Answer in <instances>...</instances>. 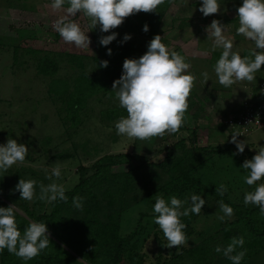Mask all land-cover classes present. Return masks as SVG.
Listing matches in <instances>:
<instances>
[{"label":"rangeland","instance_id":"1","mask_svg":"<svg viewBox=\"0 0 264 264\" xmlns=\"http://www.w3.org/2000/svg\"><path fill=\"white\" fill-rule=\"evenodd\" d=\"M51 3L52 0H0V145H6L11 137L29 149L23 164H14L7 172L0 171V200L7 206L15 205V210L25 217V209L36 215L50 213L52 203L41 201L38 197L40 185L47 186L53 182L47 177L57 163L61 167V178L56 180L53 177V180L62 184L66 192L78 184L82 169H89L85 175L92 174V166L106 155L134 154L149 163L159 164L170 150L182 156V149L175 147L182 141L184 147L192 150L195 155L201 154L199 148L206 147L239 151L231 142L232 134L224 122L257 92L264 67L255 74L256 79L252 82L238 81L229 88L223 87L214 72L222 48H213L214 40L208 39L206 29L213 20H219L227 26L224 34L232 40L233 51H239L242 57L250 56L253 50L258 51L253 41L237 34V9L242 6L243 0H218L220 11L207 17L199 11L202 0H174L157 35L162 37L169 51L180 53L191 65L188 71L196 80L188 100L190 114L184 118L186 130L176 135L166 133L162 137L148 140L129 139L117 134L115 125L127 113L119 107L116 95L101 94L89 100L81 113V125L71 128L64 119V99L50 93L51 78L42 75L38 65L42 56L55 59L59 64L56 78L69 81L72 85L74 79L83 73L88 77L99 75L95 60H103L104 57L118 74L119 69H123L125 59L142 57L155 36L123 25L105 33L98 25L95 29H87L90 31L87 33L91 40L90 50L79 49L75 45L66 44L55 30L53 22L64 13L54 12ZM67 6L65 4L64 7ZM73 19L82 28L88 23L87 18L79 13ZM113 33L117 34L116 40L103 46L100 39ZM42 35L51 41L41 39ZM125 35H130L131 39L125 42ZM109 49L111 55H108ZM70 54L82 56L83 67L68 62ZM204 72L209 76L206 84L202 75ZM114 76L110 83L112 91L116 81ZM237 141H245L248 145L260 142L259 146L264 147V131L246 138L237 137ZM248 145L243 152L245 155L250 153ZM259 148L252 149V157L258 154ZM204 158L206 162L190 173L191 178L210 190H216L220 184H224L227 186L225 194L236 204L248 209L258 208L253 204L245 205L244 196L246 192L254 191L264 180L249 186L243 179L249 170L242 173L235 161L218 155L209 157L206 154ZM128 167L122 165L114 170L125 172ZM20 179L36 181V195L32 201L22 200L20 192L16 191ZM168 179L167 175H162L157 178L159 182L148 188L153 189ZM136 187V198H144L147 194L144 183L140 181ZM158 194L163 195L158 192L151 200L133 203L132 209L124 214L122 222L123 236L140 229L136 246L139 253L145 254L146 264H194L186 253L204 244L206 239L212 241L210 246L213 247L211 256L214 257V263H230L223 253L215 252V248L226 247L224 238L231 233L227 228L235 220L234 214L221 221L218 217L224 214L219 211L218 201L207 195L201 196L206 203L191 225L192 236L187 237V243L180 248H168L167 240L154 222L157 215L154 212L155 196ZM192 194L194 190L182 196H172L181 200L188 199L190 204ZM172 196L165 198L169 204ZM141 214L145 216L141 217ZM245 264H264V250Z\"/></svg>","mask_w":264,"mask_h":264},{"label":"clouds","instance_id":"2","mask_svg":"<svg viewBox=\"0 0 264 264\" xmlns=\"http://www.w3.org/2000/svg\"><path fill=\"white\" fill-rule=\"evenodd\" d=\"M165 0H52L50 5L54 12H63L54 22V28L66 44L75 45L79 49H89L91 40L87 29H95L98 25L105 33L121 26L125 19L140 12L151 13L162 5ZM65 4L68 6L65 8ZM205 17L217 14L220 11L218 0H202L199 9ZM239 27L237 34L244 36L255 44V49L250 56L242 57L239 51H233V42L225 36L227 26L219 20H213L206 29L208 39L214 40L213 48H222V54L214 65V72L218 82L225 88L231 87L238 81L252 82L256 73L264 67V0H243L238 9ZM80 14L87 18L88 23L84 28L73 19ZM145 32L149 31L148 25L144 26ZM117 34L104 36L100 39L103 46H108L116 40ZM131 39L125 35L124 41ZM111 49L108 55H111ZM108 61H102L104 68ZM191 65L186 58L176 51H169L162 42V37L156 35L148 45L147 52L139 59H125L123 74L113 83V91L119 102V107L126 110V117H121L116 123L117 134L129 139L148 140L162 137L166 133L175 134L183 126L185 114L188 110V100L194 87L196 77L188 70ZM205 84L209 81L207 72L202 73ZM239 133L232 135L234 143L243 153L246 142L237 141ZM28 147L19 144L11 137L6 145H0V171L7 172L14 164L25 162ZM243 169L249 170L243 179L249 185H257L264 180V147H260L258 154L251 160H245ZM61 178L59 163L52 168L47 177L52 183L47 186L40 185L39 199L46 203L57 200L67 202L65 187L53 180ZM35 180L20 179L16 191L20 192L21 199L32 201L35 197ZM217 195L223 196L227 186L220 184L216 188ZM83 198L73 197L76 208L82 209ZM206 201L196 194L189 200H181L176 196L170 197V204L162 194L155 196L154 222L159 226L167 247L180 248L187 243L185 229L187 225L181 221L182 217L190 214L199 215ZM219 211L224 215L218 217L221 221L231 217L234 210L231 206L218 202ZM244 204H253L259 207L260 214L264 215V183L255 187L254 191L246 192ZM185 205H189L185 207ZM49 230L43 222H31L22 234L18 230L15 205L7 208L0 207V251L7 249L10 254L17 256L25 262L34 259L43 250L49 247ZM243 236L233 237L226 247L217 246L215 252L223 253L232 264H241L246 250L243 248ZM179 252H177L178 254Z\"/></svg>","mask_w":264,"mask_h":264},{"label":"trees","instance_id":"3","mask_svg":"<svg viewBox=\"0 0 264 264\" xmlns=\"http://www.w3.org/2000/svg\"><path fill=\"white\" fill-rule=\"evenodd\" d=\"M173 2L174 0H165L155 12L134 14L126 18L122 25L156 36L160 33L161 23ZM145 25L149 28L147 32L143 30ZM40 38L51 41L44 35ZM95 61L99 75L88 77L83 73L74 79L72 85L69 81L56 78L59 64L55 59L49 56L39 58V72L51 78L50 93L64 99L66 104L64 119L71 128L81 125V113L87 107L89 100L101 94L115 95L110 88L113 74L116 80L123 74V69H119V73L116 74L109 63L108 67L104 68L101 62L107 61L106 57ZM68 62L83 67L82 56L70 54ZM186 114H190L189 107ZM186 129L183 123L179 131ZM175 147L182 149L183 155L177 156L174 150H170L164 161L159 164L149 163L134 154L106 155L92 166V174L85 175L84 173H88L89 169H82L78 184L72 190L65 192L68 197L67 202L60 200L52 202L50 213L36 215L25 209L27 215L25 217L15 210L18 230L22 234L31 222L47 224L49 247L27 262L4 249L0 251V264H146L145 254L139 253L136 246L140 229L126 236L122 235L124 214L132 209L133 203L151 200L158 192H162L163 197L166 198L172 195L182 196L190 190H194L196 195L210 196L218 202L223 200L233 208L235 220L227 228L231 233L224 238L225 246L233 237L243 236L245 244L237 251L246 250L241 264L247 263L264 250V215L260 214L259 207L248 209L236 204L226 194L221 197L217 195L216 190H210L201 182L191 178L190 173L206 162L207 159L204 158L206 154L209 157L218 155L235 161L242 173L248 171L242 167L245 160H251L253 157L250 153L245 155L221 147L199 148L201 154L195 155L192 150L184 147L183 141ZM122 165L129 166L127 171L115 172L114 168ZM162 175H167L168 181L149 189V186L159 182L157 178ZM140 181L144 183L147 194L144 198L137 199L136 185ZM76 196L83 198L82 209L76 208L73 204V197ZM0 207L9 206L0 200ZM144 216L145 214H141V217ZM197 216L193 213L181 220L187 225L184 230L187 237L193 234L191 225ZM211 242L206 239L204 244L187 251L186 254L194 264H215L214 257L211 256L213 251ZM229 264L232 262L230 261Z\"/></svg>","mask_w":264,"mask_h":264},{"label":"built area","instance_id":"4","mask_svg":"<svg viewBox=\"0 0 264 264\" xmlns=\"http://www.w3.org/2000/svg\"><path fill=\"white\" fill-rule=\"evenodd\" d=\"M257 94L244 102L233 114L225 120L226 129L238 138L253 135L264 127V72L260 78Z\"/></svg>","mask_w":264,"mask_h":264},{"label":"crops","instance_id":"5","mask_svg":"<svg viewBox=\"0 0 264 264\" xmlns=\"http://www.w3.org/2000/svg\"><path fill=\"white\" fill-rule=\"evenodd\" d=\"M262 76V75H261ZM261 78V77H260ZM258 91V90H257ZM257 94V92L254 94V95H252V97L251 98H253L255 95ZM250 98V99H251ZM245 102V101H244ZM241 106V105H240ZM264 131V127L263 128H261L260 130H258L257 132H263ZM256 132V133H257ZM255 134V133H254ZM253 134V135H254ZM246 138V137H245ZM259 144H260V142L259 143H257V142H251L249 145L248 144H246V146L248 145V150H250L249 152L251 153L252 152V149H258L260 146H259Z\"/></svg>","mask_w":264,"mask_h":264}]
</instances>
